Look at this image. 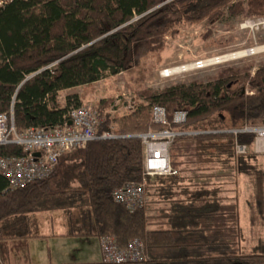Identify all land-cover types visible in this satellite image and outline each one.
Here are the masks:
<instances>
[{"label":"trees","instance_id":"16d2710c","mask_svg":"<svg viewBox=\"0 0 264 264\" xmlns=\"http://www.w3.org/2000/svg\"><path fill=\"white\" fill-rule=\"evenodd\" d=\"M230 1L176 0L161 7L162 0H14L0 8V114L13 111L18 131L64 125L69 111L82 106L79 96L70 94L63 107L64 91L144 71V60L160 55L167 35L182 23L212 14L218 20L226 8L233 17H264V0H247V10L241 1ZM135 17L140 18L129 24ZM252 68L159 94L138 92L144 103L135 102L130 113L113 119L107 111L114 97L103 99L97 105L105 119L98 138L64 154L47 179L10 190L0 176V264H32L31 219L54 212L67 214L72 236L114 237L122 248L142 241L146 260L127 264H264V250H242L239 204L225 189L227 172L251 178L249 219L252 227L264 226V171L256 165L263 155L254 152L253 134L231 133L264 122V64L253 77ZM157 105L169 119L187 111L184 125H172L185 133L170 147L176 174L146 178V206L131 213L112 194L143 181L144 146L138 137L162 130L151 120ZM104 134L114 138H101ZM237 144L248 148L246 155L236 154ZM0 153L24 155L13 145Z\"/></svg>","mask_w":264,"mask_h":264},{"label":"rangeland","instance_id":"374dc122","mask_svg":"<svg viewBox=\"0 0 264 264\" xmlns=\"http://www.w3.org/2000/svg\"><path fill=\"white\" fill-rule=\"evenodd\" d=\"M240 1L244 3V9L247 10V0H231L229 5ZM213 18L215 22H211ZM260 46H264V17H233L226 8L222 10V16L218 20H215L212 14L202 21L185 22L172 30L166 37V44L160 55L155 53L144 60L142 67L144 71L138 72L133 69L123 72L116 78L82 88L80 91L87 98L90 97L89 106L96 111H98L97 105L101 100L114 97V105L107 111V115L113 119L116 115L130 113L135 102L144 103L143 96L139 97L138 92L150 91L153 94H159L170 87L192 83L206 84L215 81L224 72L244 69L247 65H252L250 75L253 77L256 70L264 64V53L215 63V65L209 64L210 66L200 70L189 69L171 77H164L161 74L166 70L186 67L198 61H209ZM98 113L102 124L105 120L104 115L99 111ZM252 165L255 163L253 162ZM256 165L264 171V155L259 156ZM227 174L229 175L227 177L229 186L225 187L228 190L226 196L231 202L239 204L240 225L243 232L242 250L244 253L251 251L259 253L264 250V226L258 224L252 227L249 219L251 213L249 203L255 194L252 180L242 173L227 172ZM58 213H61V219L64 217L67 219V214ZM60 241L57 242L59 245L54 244L55 247L52 250L51 246L49 249L45 246L36 249L35 255L44 262H47L46 258L50 252L51 257L56 261L59 260L58 262H66L65 257L68 262V258L73 254L79 256V260L100 263V246L97 238L76 242L68 249L65 241Z\"/></svg>","mask_w":264,"mask_h":264},{"label":"built area","instance_id":"2783aa9c","mask_svg":"<svg viewBox=\"0 0 264 264\" xmlns=\"http://www.w3.org/2000/svg\"><path fill=\"white\" fill-rule=\"evenodd\" d=\"M14 0H0V8L10 5ZM176 0H162L166 6ZM140 17H135L129 23H134ZM207 61L192 64L190 70H200L208 67ZM174 70V69H172ZM166 70L161 74L171 77L174 74ZM187 111H176L169 119L167 110L162 106H154L151 110V120L154 125L162 128L158 132H148L140 135L144 146V172L141 183H129L113 192V200L126 207L131 213L142 209L147 203L145 180L148 177L176 174L170 165V147L179 136L185 135L172 129V125L182 126L187 122ZM69 122L57 127L18 131L14 124L13 111L10 115L0 114V148L13 145L23 150L22 157L6 156L0 153V176L9 182L10 190L25 188L28 185L47 179L55 170L60 158L69 152L84 149L90 142L96 140L97 128L101 124V116L93 107L81 106L72 108L68 113ZM239 134L254 135V152L264 155V122L258 126H245L234 130ZM187 134V133H186ZM101 138H114L104 134ZM236 154L246 155L248 148L236 145ZM39 154V156H36ZM144 244L139 239L132 240L126 247L118 245L114 237L101 240V262L103 264L139 263L146 260Z\"/></svg>","mask_w":264,"mask_h":264},{"label":"crops","instance_id":"0c3cea01","mask_svg":"<svg viewBox=\"0 0 264 264\" xmlns=\"http://www.w3.org/2000/svg\"><path fill=\"white\" fill-rule=\"evenodd\" d=\"M82 88L85 87H79L72 90L64 91L60 95V99H59L62 106L64 107L66 98L70 94H77L82 103V106L89 105L90 97L87 98L86 95H84L83 92L80 91L82 90ZM60 214L61 213L58 212L38 213L32 217L31 220L34 221L36 228L34 232V237L28 239L27 241L28 254H29L28 259L30 260V262L32 264H98V262H88V261L85 262L83 260H79L78 258L79 256H75L73 254L71 255V257L68 258V262H67V257H65L66 262H58L59 260L58 261L54 260L51 257L50 252L48 253V256L46 258L47 262L40 260V258H38L35 255L36 249H39L40 247L43 248L45 246L47 247V249H49V246H51V250H52L55 247L54 244L59 245L57 243L59 240H61L62 242L65 241V246L68 249L70 248V246L75 245L76 242L80 243L81 241L92 239V238H85L79 236H72V229L70 228L71 226L70 220L65 219L64 215H63L64 219H61L62 216ZM45 232H47V234H45ZM98 242L100 246V257H101V240L98 239ZM100 262H101V258H100Z\"/></svg>","mask_w":264,"mask_h":264},{"label":"bare ground","instance_id":"6f19581e","mask_svg":"<svg viewBox=\"0 0 264 264\" xmlns=\"http://www.w3.org/2000/svg\"><path fill=\"white\" fill-rule=\"evenodd\" d=\"M260 53H264V46L256 47V48H253V49L247 50V51H241V52H237V53H233V54L224 55V56H221L219 58L209 60L206 62V64L207 65H209V64L215 65V63L218 64V63H222V62L233 61V60H237V59L248 57V56L258 55ZM192 67H193L192 65H189L186 67H178V68H176L170 72H172L173 74H177V73L189 70Z\"/></svg>","mask_w":264,"mask_h":264},{"label":"water","instance_id":"95a60500","mask_svg":"<svg viewBox=\"0 0 264 264\" xmlns=\"http://www.w3.org/2000/svg\"><path fill=\"white\" fill-rule=\"evenodd\" d=\"M36 156H39V154H36Z\"/></svg>","mask_w":264,"mask_h":264}]
</instances>
